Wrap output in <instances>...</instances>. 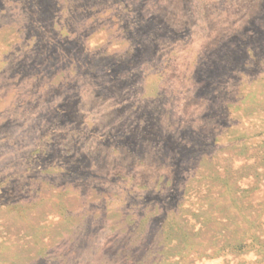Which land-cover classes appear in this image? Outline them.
<instances>
[{"label": "rangeland", "instance_id": "1", "mask_svg": "<svg viewBox=\"0 0 264 264\" xmlns=\"http://www.w3.org/2000/svg\"><path fill=\"white\" fill-rule=\"evenodd\" d=\"M0 264H264V0H0Z\"/></svg>", "mask_w": 264, "mask_h": 264}]
</instances>
